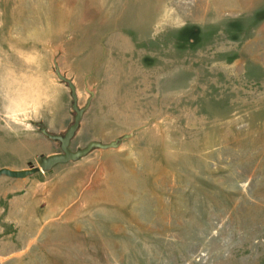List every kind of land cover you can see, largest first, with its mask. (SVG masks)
Segmentation results:
<instances>
[{
    "label": "rangeland",
    "instance_id": "rangeland-1",
    "mask_svg": "<svg viewBox=\"0 0 264 264\" xmlns=\"http://www.w3.org/2000/svg\"><path fill=\"white\" fill-rule=\"evenodd\" d=\"M0 264H264V0H0Z\"/></svg>",
    "mask_w": 264,
    "mask_h": 264
},
{
    "label": "water",
    "instance_id": "water-1",
    "mask_svg": "<svg viewBox=\"0 0 264 264\" xmlns=\"http://www.w3.org/2000/svg\"><path fill=\"white\" fill-rule=\"evenodd\" d=\"M56 73L60 79H62L63 81L67 83L70 89V94L73 100L72 109L74 110L75 115L73 118V122L68 126V128L66 129L63 135L48 133L44 127L41 128V132L47 137H49L50 139L59 141V146H60L61 151L58 153L49 154L47 156H42L39 161V167H33V168H27V169H10L7 167H1L0 168V178L2 176H5L9 178H14V179H23L30 175L35 174L37 171L48 170L56 164L76 160L86 155L93 148H108V147H114L116 145L117 140L111 141L109 143L90 141L89 143H87L85 147L81 149H78L76 151L69 150L68 146H69L70 140L78 128L81 115L85 108L77 107V96L75 93V87L73 83L69 79L64 77L58 71V69H56Z\"/></svg>",
    "mask_w": 264,
    "mask_h": 264
}]
</instances>
